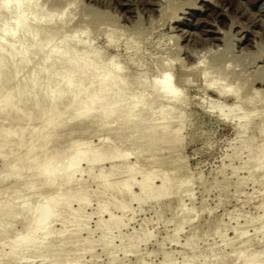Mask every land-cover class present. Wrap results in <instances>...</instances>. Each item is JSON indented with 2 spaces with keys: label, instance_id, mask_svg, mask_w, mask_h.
Listing matches in <instances>:
<instances>
[{
  "label": "rangeland",
  "instance_id": "374dc122",
  "mask_svg": "<svg viewBox=\"0 0 264 264\" xmlns=\"http://www.w3.org/2000/svg\"><path fill=\"white\" fill-rule=\"evenodd\" d=\"M59 2H62V0ZM64 2L65 0L62 3ZM71 2H76L74 6L72 5L73 10L70 12L74 17V22L71 20L72 24H70V21L69 23L67 21V31H78L82 26L85 29V25L89 23L87 29L92 33V36L91 34L90 36L93 37L92 41L95 44L93 46L107 53H103L104 56L118 55L117 58L122 63L125 62L126 64L123 63L125 66L130 63L126 67L127 70L132 72V74L130 71L128 73L129 77L132 76L131 79H136L143 72L146 74L148 72V74L152 75L151 73L155 72L159 65L166 63L174 67L175 74L182 71L186 74L187 79L189 77V80H191L195 76L198 82L195 81L188 85L184 84V93L183 91L182 93L186 96L182 97H189L188 99L190 100V106L187 109L190 114L188 120L190 123L188 122L182 130L181 136L184 139L176 145L178 147H172L173 145L168 144L152 150L147 140H143L136 145L137 138H140L137 134H132L133 136H128L121 140V135H118L120 131H117V134H113L112 132L115 131H112V136L108 133V131L113 129V126H116L114 125L116 123L104 126L97 125L92 129L88 128L89 131L83 129L87 131H85V134L83 131L81 132V129L78 130L76 135L68 136V133H71L72 129H74L72 121L66 123L64 128L61 127L65 131L60 129L64 134L62 135L59 132L62 135H60V143L63 147L59 145V140L55 144L61 146L62 150L65 148L70 151L72 148V145L70 147V142L74 139V144L77 136L79 141L82 139L83 141L87 140L92 148L101 144L104 137H110L111 143L114 144L113 146H118V149L120 148V150L129 153L128 157L121 160V173L116 176L117 178L115 177L116 180L119 179L120 183L127 176L122 172L129 166L133 167V171H136L135 178L137 181L142 180L148 172H154L153 183L155 186L160 187L161 176L172 175L176 178V183L166 191V195L140 203L134 202L131 208L124 213L114 207H110L111 214L119 217L118 224L120 227L113 231L109 241H101L106 229L98 228V218L100 216L98 215V205L100 204V199L94 198L86 206V213L77 221H74L69 216V213H65L63 219H58L52 224L56 231L61 230L63 227H71L68 229L69 232L66 233L68 236H74L76 229L79 226H84L83 231L77 235L76 239L79 241L75 245H61L58 248L60 251L37 258H35V253L30 252V254H27V261H22V263L13 260L8 264H231L234 260H238L236 258L238 252V257L241 259L243 254L240 252L243 253L245 251L246 256H248L247 253L250 251V253H257L260 257H257V261L260 259L261 262L262 260L264 262V166L263 168L259 167L262 170L250 174L253 169H257L256 167L264 162V158L251 159L249 157L256 151H260L261 146L256 145L250 150H235V147L239 146L241 141L239 136L240 125L234 121L237 117L233 119L235 116L233 114L236 113L237 116V112H235L237 108L234 107L232 102L236 100V96H233L235 94L230 95L232 93L227 92L230 98L228 95L222 94L224 98H229L224 100L228 101L229 105H231L230 107L233 105L235 108H233L234 111L231 110L230 112L228 107L230 115L235 112L231 115L233 117L231 121L233 120L234 122L222 120L218 116L219 111H210V106H208V101L213 100L215 102L216 100L217 102L221 96L219 92L220 85L219 88H215L218 85L215 87L210 86L209 79H212V76H217L216 72L219 68H223L225 63V67L227 66L231 69L228 71L225 68V73L229 72L230 75L226 73L228 76H234L235 79L233 77V81L238 76H241L242 79L243 76L247 79H249L247 76L250 77L249 83L245 79L247 84L242 88L241 96L261 91L262 94L259 97L261 96L260 98H262L263 96L264 99V0H71ZM71 2L67 1L65 3L68 5ZM62 3L61 5L64 6ZM17 9L19 8L17 7ZM11 14L16 16L14 12ZM13 16L12 18L10 16L11 20ZM73 25L77 26L74 28ZM78 25L81 27H78ZM11 27L13 28V25ZM80 30L78 33H80ZM110 31H113L111 34L113 33L112 38L115 39L112 44H109L111 40L109 36L111 34L108 33ZM137 42H139V46ZM132 45L137 46V48L131 50L130 47ZM162 56L164 57L162 58ZM129 58L130 60H128ZM166 58L169 61L166 60L167 62H164ZM218 58L222 60L223 64L220 61L221 64L219 63L218 65L217 62L213 65L212 61L215 59L218 61ZM170 59L173 63L170 62ZM200 59L202 62H200ZM131 61H136L135 64L141 62V65L138 64L140 69ZM211 64L212 66H210ZM204 65L208 66V69L209 67L213 68V66L215 70L217 69L216 72L214 68L213 70L209 69V74L212 73L208 75L209 79L207 78L210 88L204 83L206 81L203 82L202 77H199L202 71L200 69L203 67L205 69ZM192 66L194 67L192 68ZM201 66L202 68H200ZM215 66H218V68ZM231 71H234L236 76ZM134 72H136V76H133ZM40 77L42 76L40 75ZM205 77L207 76L205 75ZM205 77L203 76L206 80ZM231 77H229V82L231 80L230 83L232 85L230 90L233 89L234 91L237 84L241 81L239 83L234 81L233 83ZM67 81L66 79L60 83L61 86L66 85ZM148 84L151 85V83ZM89 87H91V84H88V89ZM212 87L216 90L219 89V91H208ZM84 88H87L86 85ZM21 92H24L23 88L20 92L18 91V96L22 95ZM216 92L220 95H218V98ZM128 93L130 94V92ZM75 95L76 90H72L66 93L63 99H71ZM36 96L35 91L30 92L29 97L25 100H32ZM38 96L41 97V93ZM56 96L57 94H49L48 97H43V99L41 97L40 106L42 110L52 108L56 103ZM232 96L235 97L233 98L234 100H231ZM222 97L218 101L221 103L219 105L225 103ZM244 97L241 98L244 99ZM241 98L240 100H243ZM237 99L239 98L237 97ZM236 101L234 102L236 103ZM218 102L214 104L217 105ZM157 103H160L159 100ZM181 103L178 101V105L176 103L174 105L179 106ZM228 103L226 102L225 104L228 105ZM159 105L157 104V106ZM16 106L18 108V104ZM123 106L121 107L122 111L124 109ZM41 107L32 113L30 109H26L20 113L22 119H17L15 120L16 122L14 119L17 117L18 109L15 107L10 110L8 116L0 121V128L9 129L8 135L4 139H0V144L17 138L15 134L20 130V127L22 128L21 134L25 136L27 142L31 133L36 127L38 128L44 117H46ZM2 108V105H0V112ZM77 109L78 107H69L66 111L70 112ZM95 111H91L90 114L88 113L80 118L83 120L89 119L97 113ZM123 112H125V109ZM226 112L228 113L227 110ZM56 114L58 112L55 110L50 112L48 116L56 117ZM240 114L242 113H238V116ZM73 122L75 123L73 125H78L77 121ZM59 123L58 121H53L51 127H56ZM173 124H176V121ZM173 124L170 129L175 127ZM149 125L152 124L150 123ZM149 125H143V129H148ZM70 126L72 127L71 130ZM78 126L75 129H80V126ZM168 126L171 127V125ZM253 131L249 130L242 136V139L256 134V138H260L257 141L260 142L259 132L255 130L256 132L253 133ZM48 132L45 130L42 134L41 138L43 140L48 137ZM79 132L84 135L81 134L83 138L79 137ZM65 134L67 135L66 139L69 137L67 141L71 140L69 143L64 141ZM53 144L47 147L50 155L52 151L57 150L59 147L56 148V145L54 146ZM66 145L69 146L66 147ZM46 150L43 148L37 149L34 155L35 159L31 162H24L20 160L24 157L19 156L11 161L8 158L5 160V155L13 150L3 148L2 154H0L1 221L9 208L12 215H14L17 212L15 210L16 205L23 201V198L28 194L27 191L30 193V190H22L23 192L17 193L16 189L19 186L21 187V183L25 185L26 181L28 184L29 180H34L31 176L34 174L35 167L40 164ZM17 161H19L18 165L15 164ZM86 164L82 162L81 165L84 174L83 172V175L78 174V178L79 175L83 176L84 188L88 189L85 192L95 189L92 180L87 178L86 170L88 168L86 167L88 165ZM243 164H250L253 169L251 171L249 169L240 170L237 175H234V167L238 168V166L240 167ZM11 165H16L18 169L14 172V175H9V178L4 180L3 176ZM101 166L104 168L103 176L107 175L110 163L103 162ZM165 168L169 170L166 176L163 174ZM172 170H175V172L171 173L170 171ZM94 172L98 174L99 168L94 169ZM42 182L40 181V183ZM42 184L37 187H41L39 188L40 192L42 191L41 193H43L42 188L44 186ZM37 188L35 187L34 189L36 190H31L33 199L30 196L31 199L26 204L24 211L17 215L6 229H3L4 227L0 228L1 251H8V242L12 240L11 236L24 233L28 225H30L31 209L37 202L43 200L41 199L42 196L40 198V196L36 195L39 191V189L37 191ZM33 190L37 192L35 193ZM64 191L65 187L60 180L57 186L49 188V190L45 189L43 196L45 197L46 194L58 196L63 194ZM131 191L138 195L140 194L137 186L132 187ZM13 192H16V194ZM85 192L82 193L84 196L86 195ZM11 201L13 204L10 205ZM71 207L77 209L78 204L75 202ZM108 217V213L102 216L105 221L109 219ZM73 222L74 225L72 224ZM3 223L5 224V222ZM88 231L92 232L91 241L87 246H84L83 241L88 236ZM56 238L60 241L65 237L60 235L56 236ZM109 243L113 245H106ZM239 262H234V264ZM240 263L243 264L242 262Z\"/></svg>",
  "mask_w": 264,
  "mask_h": 264
},
{
  "label": "bare ground",
  "instance_id": "6f19581e",
  "mask_svg": "<svg viewBox=\"0 0 264 264\" xmlns=\"http://www.w3.org/2000/svg\"><path fill=\"white\" fill-rule=\"evenodd\" d=\"M59 1L61 0H0V105H2L3 107L2 111L0 112V121L4 117L6 118L9 114V111L13 110L15 107L16 109H18V111L17 117L14 119V121L17 119L21 120L22 118L20 117V113L24 112L26 109H30L32 113L41 107V97L43 99V97H48L49 94H57V96L55 97L56 103L52 108L42 110L41 107V110L44 112V115L46 117H44L38 128L36 127V129L31 133V136L27 142L25 136L21 134L22 128L20 127V130L15 134L17 138L10 141H4L2 144H0V154H2V150L4 147L13 150L11 153L6 154L4 158L5 160L8 158V160L10 161L19 156L24 157L20 160L24 162H31L35 159L34 155L37 149H47L46 152H44L45 155H43V158H41L42 160L40 164L35 167L33 176H31L34 180H29L30 182L28 181V184L26 183V181L25 185L24 183H21V187L19 186L16 189L17 193L22 190H30L31 195L29 191H27L28 194L23 198V201L16 205L17 207L15 208V210L17 212L12 215L9 208L8 212L5 214L4 219H2V221L0 220V223H2L0 225V228L4 227L3 229H6L8 226H10L12 220H14L17 215L21 214L22 211H24V208H26V204H28L29 200L32 198L31 190L44 183L42 184V186L44 185L42 188L43 193H41L42 191L40 192L39 188L41 187L37 188V191L39 189L38 192L40 193V195L37 191H34L36 189L33 190L35 193L37 192V196H40V198L42 196L41 199L43 200L41 201L39 199L40 201L37 202L31 209L32 212L30 215V225H28V228L24 233L22 232L20 233V235L16 234L15 236H11L12 240L8 242V251L0 250L1 264H8L13 260L16 262L27 261V254H30V252H32L33 254L35 253V258H37L43 257L45 255H51L54 252H58V248L61 245H75L79 241L78 239H76L77 235L83 231L84 226H75L78 227L76 229L75 235L68 236L66 235V233L69 232L68 229H70L71 227H63L61 230L56 231L53 228L52 224L58 219H63L65 213H69V216L74 221H77L86 213V206L94 198L100 199V204L98 205V215H100L98 218V228L106 229V233L102 235L101 241H109L113 234V231L120 227V225L118 224L119 217L111 214L109 210L110 207H114L124 213L131 208V205L134 202L140 203L148 199L158 198L160 196L166 195V191L176 183V178L172 175H168L169 170H166L167 168H165V172L163 174L165 176H168L160 177V187L155 186L153 183V175H155L154 172H148V174L143 177L142 180L137 181L135 178L137 173H135L136 171H133V167L131 166L126 167L124 172H122L127 176H125L126 178L123 179L124 181H121L122 183H120L119 179L116 180L115 177L121 173V160L128 157L129 153L120 150V148L118 149V146H113L114 144L111 143L110 137H104V140L101 142V144L92 148L86 139H84L86 141H83V139L79 141L77 136L75 138L76 141L74 144V139L72 140V142H70L71 140L69 139L70 147L72 145L70 151H67L65 148H63L62 150L63 145H61L60 143V135H64L63 131L65 130L61 129V127L64 128L66 126L65 124L71 121L74 129H72V127L70 126V130L72 129L73 131H71V133L69 132L68 136L76 135L78 130L81 129V132L83 131V133L85 134L86 130L83 129H87V131H89V129H92L97 125L104 126L107 124L116 123L114 124L116 126H113V129L111 131H108V133L112 136V133L117 134V131H120V134L118 133V135H121V140H123L125 137L137 134L138 136H140V138H137L136 145H138L143 140H147L151 147L150 149L152 150L157 149V147L162 145L169 144L173 145L172 147L176 146L184 139L181 136V132L189 122L188 120L190 118V114L187 111L188 107L190 106V100L188 99L189 97H182L185 95L183 94L184 84L188 85L192 82L198 81L195 76L191 80H189V77L187 79L186 74H184L182 71L178 74H175L176 72L174 67L169 66L166 63L162 64L161 66L159 65L158 69L156 68V71L151 73L152 75L148 74V72L147 74L144 72H140L141 74H139L136 79H131L132 72L130 70H127L126 67L130 64L129 62V64L125 66L123 64L125 62L122 63L117 58L118 55H113L111 57L110 55L104 56V54L107 53H104L101 51V49H96L95 46H93L95 44H93L94 42L92 41V33H90L91 31L87 29L89 23L85 25V29H83V26L82 28H80L82 30L78 29V31L80 30L81 34L75 30L73 32L69 30L67 31L66 23L67 21L68 23L70 21V24H72L71 20L73 21L74 17L70 12H72L73 10L72 5L74 6L76 2L73 3L71 2V0H65L66 3L67 1L71 2L67 5L65 2L62 3L64 0H62V2ZM61 3L64 4V6H62ZM17 7L19 9H17ZM16 10H18L17 13ZM13 12L16 16H13L14 14H11ZM10 16L11 18L13 16V21L10 19ZM12 25L13 28L11 27ZM73 26L75 28L77 25ZM79 26L80 25H78V27ZM71 28L74 29L73 27ZM111 32L113 31L107 33L111 34ZM112 34L111 36H109V39H111L109 41V44L115 42V39L112 38ZM137 43L139 46V42ZM136 48L137 46L133 45L132 47H130L131 50H134ZM163 57L164 56H162V58ZM218 59V61L217 59L212 61L214 63L213 65H215V63L217 62V64L219 65L220 61L223 64L222 60L220 58ZM128 60H130V58ZM166 60L168 59L166 58L164 62H167ZM131 62L138 68V64L141 65V62L138 64H135L136 61ZM200 62H202L201 59ZM225 64L223 66L224 69L219 68L218 71L217 69L215 70L213 66L214 71H217V76H212V79H209L208 75L212 74H209V71L213 70V68L209 67V69L211 68L209 70L208 66L204 65L205 69L201 66L200 68L202 69L200 70L202 71L199 77H202L203 82L206 81L204 83L207 84V87L210 84V86L214 87L218 85L215 88H219L220 85V91L219 89L216 90L213 87V89L211 88L208 90L219 91L221 93V96L218 92H216L217 98L218 95L222 97V94H226L227 96L229 94L227 92L232 93L230 95L235 94L233 96H236V100L238 101L234 100L233 98L235 97L233 96L231 100L233 99L234 101H236V103L234 101L232 102L234 104V107L237 108V111H235L237 112V116L235 112H232L235 113L233 114L235 116L234 118L231 117L232 113L230 115L229 108L231 112V110L234 111V107L233 105L232 107H230L231 105H229L228 101H225L227 98L226 96V98H224V96L222 98L223 100L225 99L224 102H227L228 105L223 101L222 103L224 104L219 105L221 104L218 102L221 99L220 97L217 101V105L214 104L217 103L216 100L215 102H213V100L208 101L210 111L212 110L214 112L215 110H218V116L226 122H228L229 120L230 122H232L233 120L231 121V118L235 119L237 117L234 121H236V123L240 125L241 130L239 132V136L241 138V141L240 145L235 147V150H250L256 145H260L261 150L256 151L249 157L251 159L257 157L264 158V99L263 96L262 98H260L261 96L259 97V95H261L262 93L261 91H255L253 94L250 93V95L245 94L247 95L246 97H244L245 95H240V92H242V88L244 87V85L247 84V82L249 83V76H247L249 79L244 78V76L243 79L241 76H238V78L236 77V80H238L240 77L241 79H239L238 81L234 80L235 82L239 83L243 80L245 82L243 81V83L240 82L239 84L235 83L237 84L236 89L234 91L233 89L230 90L232 88V85L230 83L231 80L229 82V77L231 76H228L230 75L229 72H226L228 75L225 73V68L228 71L231 69H229L227 66L225 67ZM210 66H212V64ZM193 67L194 66H192V68ZM215 67L218 68V66ZM129 71L131 73V77H129L128 75ZM234 71L231 72L234 73ZM135 73L136 72H134L133 76L135 75ZM234 74L236 76V73ZM40 75L42 77H40ZM205 75L207 77H205ZM203 76L206 78V80L203 78ZM233 77L234 76H232L231 79ZM207 78L210 82L207 81ZM66 79L68 81L66 85L62 87L60 83H62ZM233 79H235V77ZM233 79L232 82L234 83ZM245 79H247L248 81L246 82ZM87 82L89 85L91 84V87H89V89ZM148 83H151V85ZM59 85L62 88H60ZM85 85L87 87L86 89L84 88ZM148 85H150L151 87L149 86L147 88ZM210 86L208 88H210ZM207 87L206 89H208ZM22 88L24 92H21L22 95L20 94V96H18V91L20 92ZM148 89L150 90L148 91ZM72 90H76L75 97L71 99H63L64 95ZM86 90L88 93L86 92ZM33 91L36 92L37 96L32 100H25L29 97V93H32ZM204 91L206 90L204 89ZM128 92H130V94ZM37 93H41V97L38 96ZM237 97L239 99H237ZM241 97H244V99ZM240 98L243 100H240ZM158 100L160 103H157ZM178 101H180V103L182 102L179 106H177ZM16 103L18 104V108L16 106ZM175 103L177 104L176 106L174 105ZM157 104L160 105L157 106ZM122 106L124 107L125 112H123L124 109L122 111ZM69 107H78V109L67 112L66 110ZM55 110L58 112V114H56L57 116L49 117L48 114ZM226 110L228 111V113L226 112ZM91 111H95L97 113L86 120L80 118L83 115H87L88 113L90 114ZM63 113H65V115H63ZM238 113H242L240 114L242 116L239 115V117ZM53 121H58L60 123L56 127H51ZM73 121H77L80 129H75L78 125H73ZM175 121L176 124H173L175 123ZM150 123L152 125H149ZM172 124L175 125V127L173 129H170L172 128ZM143 125H149L150 127L145 130L143 129ZM168 125H171V127H169ZM1 128L0 139H4L8 135L9 129H5L3 127ZM60 129L63 131L61 132ZM45 130L49 132L48 137L43 140L41 136ZM249 130H254L253 133L256 131L259 132L258 134H260L261 137L260 142L257 141L260 138L257 139L256 134H253L246 139H242V136ZM59 132H61V134ZM81 134L82 133L79 134V137H82ZM66 136V134L65 138L63 136L65 142L69 138L68 137L66 139ZM58 140L60 143L59 145H61L62 147L59 145L58 147L55 144V142H57ZM69 142L67 141V143ZM52 143H54L53 145H56L55 147H58L59 149H53L55 152L52 151V154L50 155L48 153L49 150L47 147ZM67 146L69 145H66V147ZM82 162L87 163V178H90L92 180V183L95 185V189L87 192H85V190L88 189H85L83 185V176L79 175L78 178V174H82V172L84 171H82L81 169ZM103 162L110 163L109 173L105 176H103L104 168L103 166H101ZM18 163L19 161H17V163L15 164L18 165ZM16 165L10 166V168L3 176L4 180L9 178V175H14V172L18 169ZM260 165L256 167L258 169L257 170L253 169L250 164H243L240 167L238 166V168L234 167L235 169L233 171V174L237 175L240 170L245 169H249L250 171L253 169L250 174H254L257 171L262 170L261 168H263L264 162H262V164ZM96 168H99L98 174H95L94 172V169ZM170 172L174 173L175 170H172ZM60 180L65 187L64 193L59 194L58 196L55 194H46L47 196L45 195L44 197V190H49V188L57 186ZM40 181L43 182L40 183ZM24 186L27 189H25ZM134 186H137V188L139 189V195L131 191L132 187ZM83 192H85V196L82 194ZM13 193L16 194V192ZM75 202L78 204L77 209L71 207ZM1 204L2 203H0V205ZM9 204L11 205L13 204V202L11 201V203ZM105 213L109 214V219L107 221L102 218ZM3 222H5V224ZM69 224L71 225V223ZM72 224L74 225V222ZM76 224L78 225L77 222ZM91 233V231H88V236L83 241L84 246H87L91 241ZM60 235L65 238H62L60 241H58L56 236ZM106 245L110 246L113 244L109 243ZM238 253L237 255L239 256ZM240 253L243 255L241 256L240 254L241 259L236 256V258L238 259L236 260L238 262L240 260V262H242L243 264H264L263 260L262 262L260 259V262L259 260L257 261V257H260L255 252H252L250 254L247 253L248 256H246V251ZM242 257H245L246 259ZM28 259L30 258L28 257ZM237 261L234 260V262ZM234 262L231 264H234ZM240 262L238 264H241Z\"/></svg>",
  "mask_w": 264,
  "mask_h": 264
}]
</instances>
